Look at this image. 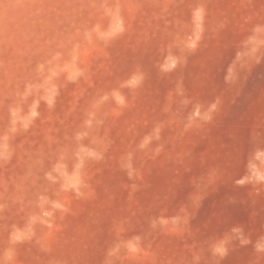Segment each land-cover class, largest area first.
<instances>
[{
	"label": "rangeland",
	"instance_id": "obj_1",
	"mask_svg": "<svg viewBox=\"0 0 264 264\" xmlns=\"http://www.w3.org/2000/svg\"><path fill=\"white\" fill-rule=\"evenodd\" d=\"M0 264H264V0H0Z\"/></svg>",
	"mask_w": 264,
	"mask_h": 264
}]
</instances>
